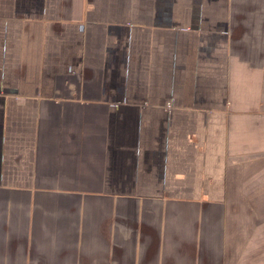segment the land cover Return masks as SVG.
<instances>
[{
	"label": "crops",
	"instance_id": "crops-1",
	"mask_svg": "<svg viewBox=\"0 0 264 264\" xmlns=\"http://www.w3.org/2000/svg\"><path fill=\"white\" fill-rule=\"evenodd\" d=\"M0 264H264V0H0Z\"/></svg>",
	"mask_w": 264,
	"mask_h": 264
},
{
	"label": "built area",
	"instance_id": "built-area-1",
	"mask_svg": "<svg viewBox=\"0 0 264 264\" xmlns=\"http://www.w3.org/2000/svg\"><path fill=\"white\" fill-rule=\"evenodd\" d=\"M167 108H170V104L167 105Z\"/></svg>",
	"mask_w": 264,
	"mask_h": 264
}]
</instances>
